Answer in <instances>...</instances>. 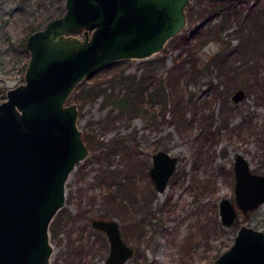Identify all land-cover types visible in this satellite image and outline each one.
<instances>
[{
    "label": "rangeland",
    "instance_id": "374dc122",
    "mask_svg": "<svg viewBox=\"0 0 264 264\" xmlns=\"http://www.w3.org/2000/svg\"><path fill=\"white\" fill-rule=\"evenodd\" d=\"M258 1L264 3V0ZM196 2L190 0L186 8ZM63 9L64 0H0V100L8 87L23 80L28 59L25 38L32 31V25L34 29L42 26L49 16ZM199 22V18L194 19V24ZM237 25L232 20L216 34L191 46L187 54L188 59L204 69V74L193 79L187 90L203 94L208 79L218 82L217 97L208 108L212 131L223 124L222 106L228 120L226 127L219 128L210 147L211 133H204L206 121L201 110H194L190 127L182 131L175 124L161 120L160 108H165V117L171 118L174 103L167 86L163 99L146 97L145 108L130 118L120 116L118 104L111 100L102 105L103 93L82 104L74 97L81 86L98 81L101 84L111 81L108 91L121 89L124 84L119 72L124 70L138 76L144 71L143 61L152 65L151 71L158 81L168 78L173 55L179 50L170 48L171 37L163 45L168 48L163 60L162 48L146 57L118 58L95 68L74 86L68 100L77 102L76 122L88 151L65 181L62 206L70 213L79 212L78 215L70 218L61 208L49 223L52 244L49 264H109L106 262L109 241L103 230L91 224L93 216L116 217L122 236L134 246V252L120 264H211V259L232 242L238 224L225 225L220 221L218 201L222 196L235 200L233 159L236 152L247 156L253 170L264 172V154L258 143L252 138L237 140L234 134H229L242 118H251L257 123V134L264 136V48L259 46L255 53L244 47L233 51L225 60L229 69L224 74L217 69L222 55L239 44V37L234 34ZM189 30L187 19L176 34ZM247 59L250 61L246 66L250 62L253 65L244 69L243 61ZM247 81L258 85L255 87ZM237 86H243L246 94L234 101L231 93ZM192 112L187 111L186 116L190 117ZM158 147L177 155L175 168L162 191L156 189L148 173L151 153ZM129 162L133 163L130 171L127 170ZM105 170L114 174V187L120 181L130 182L118 188L119 196L129 205L121 214L112 211L104 201L105 184L100 179ZM132 184L136 185L135 190ZM147 198L151 214L139 208ZM167 198L170 202L164 204ZM214 211L216 218L212 215ZM237 217L239 223L264 230V201L246 213L238 209Z\"/></svg>",
    "mask_w": 264,
    "mask_h": 264
},
{
    "label": "water",
    "instance_id": "95a60500",
    "mask_svg": "<svg viewBox=\"0 0 264 264\" xmlns=\"http://www.w3.org/2000/svg\"><path fill=\"white\" fill-rule=\"evenodd\" d=\"M189 1L64 0L61 13L26 35L23 80L0 100V264H49V223L64 204L70 171L88 151L77 102L68 100L74 86L110 61L159 51L186 23ZM245 94L237 86L231 98ZM176 160L162 147L152 151L148 172L158 191ZM233 171L235 203L227 196L218 201L225 225L237 207L246 212L264 200V172L253 170L241 151ZM91 224L107 235L106 262L120 264L132 253L115 217L93 216ZM211 264H264V230L240 223Z\"/></svg>",
    "mask_w": 264,
    "mask_h": 264
},
{
    "label": "trees",
    "instance_id": "16d2710c",
    "mask_svg": "<svg viewBox=\"0 0 264 264\" xmlns=\"http://www.w3.org/2000/svg\"><path fill=\"white\" fill-rule=\"evenodd\" d=\"M196 1V5L190 4L186 8L187 19L190 25L189 32H182L171 36L172 41L170 43V48L175 47L179 50L173 55V62L168 69V78L158 81L156 75L151 71L152 65L147 61H143L141 63L144 67V71L138 76L136 73L132 72L124 73V70L119 72L120 81L124 84L119 90H107V87L112 85L111 81L108 82V84H101V82L98 81L88 86H81L74 92V97L78 100L79 104L87 100H93L100 93H103L102 105H104L107 100H111V102L118 104L120 116L130 118L133 115H137L145 108L144 100L146 97H148L149 100H155L157 98L163 99L162 96L166 93L165 86H167L170 94L173 95L174 103L170 109L171 118H166L164 115L165 108H160L162 114L161 120L175 124L176 127L182 131L184 128H187L192 122L191 120L195 118L194 110H201L203 120L205 119L204 121H206L204 133L207 135L211 133V141L209 142L210 147L218 134L219 128L226 127L228 120L225 116V108L222 106L220 108V113L223 124L218 125L214 128L215 130L212 131L208 108L217 97L219 91L217 87L218 82L212 83L213 81L208 79L206 81L207 88L203 90V94L200 92L196 95L192 91L187 90V86L193 79L204 74V69L198 67L197 64L194 63V60L188 59L187 54L190 53L191 46L198 45L207 37H210L214 33L216 34V32L227 27L232 20L238 23L237 27L234 29V34L239 37V44L222 55L220 63L218 65L216 64L218 73L224 74L229 69V67L226 68L225 60L229 58L233 51L242 50L244 47L255 53V50H257L259 46L264 48V3L258 0L254 2H250V0ZM196 18H199L200 22L194 24V19ZM31 29H34L33 25ZM167 49V47H162V60ZM249 61V59L243 61L244 69L250 68L249 65H253L250 62L249 65L246 66ZM238 70L241 71L239 68ZM247 82L255 87L258 85L257 82H253L252 84V81ZM208 88H210L211 91H209ZM189 110L193 112L190 117H187L186 112ZM156 123L157 121H155L154 124L156 125ZM111 124H113V121ZM256 126L257 123L251 118L247 120L242 118L237 128L230 130L229 134H234L237 140L244 139L247 141L249 138L254 139L261 149V154H264V136L257 134L258 130ZM87 137L89 138V135H87ZM209 157H212V153H209ZM127 170H133L132 162H129ZM114 177L113 173L105 170L101 175L100 183L105 184V193L103 195L105 203L109 205L112 211L121 214L124 210L128 209L129 205L124 202L123 196H119L118 188H123L126 183L129 184L130 182L120 181L118 182V187H114ZM132 187L133 190L137 188L134 184H132ZM90 198L92 200L93 196H90ZM169 202V198H167L164 204ZM61 208H64L70 218L73 219H75L79 213H70L68 209L63 206L59 207L58 210ZM139 208H143L144 212L151 214L149 199L147 198L146 201H143ZM212 215L216 218L215 211L212 212ZM235 223H239L238 218H236Z\"/></svg>",
    "mask_w": 264,
    "mask_h": 264
},
{
    "label": "flooded vegetation",
    "instance_id": "af4514ba",
    "mask_svg": "<svg viewBox=\"0 0 264 264\" xmlns=\"http://www.w3.org/2000/svg\"><path fill=\"white\" fill-rule=\"evenodd\" d=\"M2 99H3V98H2ZM148 173H149V172H148ZM233 173H234V171H233ZM166 184H167V183H166ZM165 187H166V186H165ZM263 201H264V200H263ZM263 201H262V202H263ZM233 202L235 203V200H234ZM260 203H261V202H260ZM260 203H259V204H260ZM259 204H258V205H259ZM235 205H236V204H235ZM258 205H256V206H258ZM256 206H255V207H256ZM236 207H237V205H236ZM255 207H253V208H255ZM253 208L248 209L246 212H248L249 210H251V209H253ZM238 209H240V208L237 207V213H238ZM240 210H241V209H240ZM241 211H242V210H241ZM242 212H243V211H242ZM246 212H243V213H246ZM130 214H132V212H131ZM101 217H104V216H101ZM110 217H113V216H110ZM115 218H116V217H115ZM236 218H238V217H237V214H236V217H235V219H234V221H233L232 224L235 223ZM116 219H117V218H116ZM117 220H118V219H117ZM238 220H239V218H238ZM118 222H119V221H118ZM240 223H242V222H240ZM240 223H238V225H239ZM230 225H231V224H230ZM238 225H237V227H238ZM119 227H120V224H119ZM258 228H259V227H258ZM236 229H237V228H236ZM101 230H102V229H101ZM103 231H104V230H103ZM120 231H121V229H120ZM104 232H105V231H104ZM121 234H122V233H121ZM124 239H125V238H124ZM126 242H127V241H126ZM127 243H129V242H127ZM129 244H130V243H129ZM130 245L132 246V249H133L132 253H133V252H134V246H133L132 244H130ZM108 250H109V249H108ZM132 253H131V254H132ZM131 254H130V255H131ZM130 255H128L127 257H129Z\"/></svg>",
    "mask_w": 264,
    "mask_h": 264
}]
</instances>
